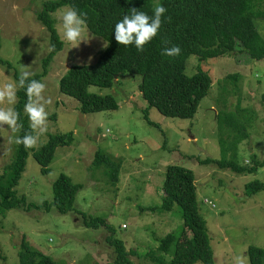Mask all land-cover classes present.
I'll list each match as a JSON object with an SVG mask.
<instances>
[{
    "label": "rangeland",
    "instance_id": "rangeland-1",
    "mask_svg": "<svg viewBox=\"0 0 264 264\" xmlns=\"http://www.w3.org/2000/svg\"><path fill=\"white\" fill-rule=\"evenodd\" d=\"M55 1L59 0H0V56L12 64V69L0 66V87L14 83L18 90L14 76L22 69L31 76L45 71L43 61L51 50V38L37 17L46 3ZM55 14L51 16L56 29ZM256 26L264 38V21H256ZM84 35L89 40L79 47L62 41V49L53 56L41 81L46 85L43 94L51 101L46 105L48 131L30 149L16 189L31 206L0 214V264H19L24 237L61 264H112L115 255L107 241L109 231L85 227L83 215L105 219L113 228L114 239L127 244L133 264H150L145 254L158 250L161 239L170 233L180 234L184 227L180 206L170 213L147 210L162 205L171 166L185 168L195 176L198 209L206 221L215 264H251L248 247L264 249V191L247 197L245 188L255 182L264 185V168L256 175L240 176L204 162L222 160L217 123L221 111L236 113L246 125L248 139L238 147V164L251 167L254 158L264 162V60H254L241 45L232 54L203 62L191 55L186 74L194 75L201 66L213 81L193 119L166 117L151 108L149 123L145 119L148 105L139 90L142 76L130 74L119 77L112 88L88 89L91 94L112 95L118 104L116 111L83 114L80 103L61 92L59 82L70 67L95 64L106 48L104 38L90 30ZM229 75L238 77L228 80ZM16 102L17 98L14 104L5 102L0 107L14 109ZM4 128L0 134V177L13 161L17 137L7 125ZM66 133H73L71 145L57 149L50 174L43 176L34 152L50 136ZM5 137L13 141L6 144V154ZM99 150L122 163L117 187L108 185L104 171L93 168ZM62 175L83 187L75 210L62 215L55 208L48 212L35 208L53 202V184ZM187 257L184 249L167 259L183 264Z\"/></svg>",
    "mask_w": 264,
    "mask_h": 264
},
{
    "label": "trees",
    "instance_id": "trees-1",
    "mask_svg": "<svg viewBox=\"0 0 264 264\" xmlns=\"http://www.w3.org/2000/svg\"><path fill=\"white\" fill-rule=\"evenodd\" d=\"M65 5H71L79 13L86 14L87 29L104 38L108 46L101 52L98 61L93 65H75L68 69L59 82L61 92L80 103L83 114L116 111L118 104L112 95L100 96L89 93L91 86L112 88L119 77L130 74L142 76L139 90L148 107L145 119L149 122L148 110L156 108L166 117L193 119L201 101L207 97L213 86L209 73L198 66L197 72L188 76L187 64L191 55L198 56L200 62L209 58L232 54L241 45L242 51L250 54L254 60H264V38L256 26V21H264V0H59L48 2L37 20L50 32L51 50L44 58L42 74L30 76V79L42 81L46 68L57 51L62 49V40L57 34L52 16ZM156 5H162L166 12L162 17L161 28L156 37L144 46L141 52L134 44L119 45L114 38L115 24L130 8H137L149 16L153 15ZM167 41L168 43H164ZM1 46V42H0ZM179 46L178 56H166L165 47ZM0 66L12 69V64L0 56ZM18 82L19 75L15 73ZM238 76L229 75L226 79ZM17 102L14 110L19 113L17 137L31 131L29 120L24 112L27 103L26 91H16ZM264 102V94L261 97ZM239 104L237 110H239ZM221 161L206 160V165H216L220 170L230 171L236 175H256L264 168V162L253 160V166H240L237 162L238 147L248 139L246 125L233 112L221 111L217 115ZM73 141V133L56 134L37 151L33 158L41 167V174H50L58 148L68 147ZM30 149L15 144L12 163L5 168L0 177V214L6 215L13 209L28 208L25 197H19L17 188L25 173ZM231 154L230 160H227ZM95 170L104 171L108 185L117 187L122 163L96 152L93 163ZM83 189L73 184L72 180L62 175L53 184V202L44 203L35 208H44L47 212L55 208L59 214L73 212L78 193ZM264 191L260 182L248 184L245 188L247 197H254ZM162 205L147 210L173 212L176 206L183 210L184 227L180 234L170 233L160 240L158 250L145 254L150 264H173L167 256L176 257L186 250L187 259L183 264H215L214 253L210 244L205 219L201 216L196 196V182L192 171L171 166L167 170L163 187ZM85 227L109 231L107 241L113 247L115 260L112 264H133L127 244L114 239L113 228L102 218L88 219L83 215ZM251 264H264V249L256 245L248 247ZM19 264H61L50 256L35 249L23 238L19 252Z\"/></svg>",
    "mask_w": 264,
    "mask_h": 264
},
{
    "label": "clouds",
    "instance_id": "clouds-1",
    "mask_svg": "<svg viewBox=\"0 0 264 264\" xmlns=\"http://www.w3.org/2000/svg\"><path fill=\"white\" fill-rule=\"evenodd\" d=\"M129 12V15H125L115 24L114 38L119 45L128 46L134 44L137 50L142 52L144 46L157 36L166 8L162 5H156L152 16L135 7L130 8ZM55 19L57 20L56 30L58 36L62 41L72 45L73 48L79 47L81 42L89 40L84 35L88 30L86 14L79 13L71 5H65L63 9L57 10ZM164 43L168 42L164 41ZM107 46L108 42L106 41L104 47ZM180 53L181 49L179 46L165 47L162 52L166 56H178ZM30 76V72L22 69L18 85L26 91L27 103L24 106V112L28 117L31 131L25 133L22 137L14 138V143L23 145L25 149L34 148L40 137L48 131L46 105L51 103L50 99L43 94L46 85L38 80L30 79ZM16 91L17 85L14 83H6L0 87V105L5 102L10 105L14 104ZM18 121L19 113L13 108L0 107V134H3L5 125L8 126L12 133L17 132L21 127ZM10 142L13 141L6 138L5 154L7 152L6 144Z\"/></svg>",
    "mask_w": 264,
    "mask_h": 264
}]
</instances>
